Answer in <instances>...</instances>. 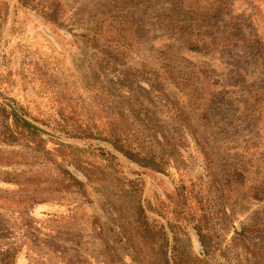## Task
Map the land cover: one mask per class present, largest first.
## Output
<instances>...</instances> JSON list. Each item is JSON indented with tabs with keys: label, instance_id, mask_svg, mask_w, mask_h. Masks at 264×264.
<instances>
[{
	"label": "rangeland",
	"instance_id": "rangeland-1",
	"mask_svg": "<svg viewBox=\"0 0 264 264\" xmlns=\"http://www.w3.org/2000/svg\"><path fill=\"white\" fill-rule=\"evenodd\" d=\"M60 1L67 11L62 29L16 0H0V105H13L26 119L70 141L39 133L50 141L46 149L54 162L24 142L0 143V259L13 255L16 264H111L107 246L113 253L120 247L116 209L128 210L133 202L126 178L145 183L146 207L170 216L181 175L205 177V162L185 126L190 122L216 160L222 180L235 169L248 177L245 186L227 189L224 200L207 189L209 178L204 179L217 215V264H253L238 233L264 229V201L252 200L250 193L264 181V0H233L225 16L213 22L194 15L183 0L129 8L114 0ZM117 16L138 22L140 34L119 42L101 38V46L120 59L113 65L89 40L97 33L103 36L102 31L113 32ZM191 45L201 51H192ZM156 80L167 96L152 89ZM63 94L85 100L98 96L107 108L110 97L119 104L130 102L119 105L118 112L143 139L163 142L159 149L177 163L176 169H170V176L145 174L104 142L68 139L53 131L61 119ZM183 117L185 124L179 120ZM3 125L0 117V130ZM56 142L81 151L59 149ZM99 147L116 159L100 157ZM60 166L84 182L88 177L87 200L77 189L60 190L65 185ZM188 232L191 252L198 255V236ZM247 243L261 247L264 232Z\"/></svg>",
	"mask_w": 264,
	"mask_h": 264
},
{
	"label": "trees",
	"instance_id": "trees-1",
	"mask_svg": "<svg viewBox=\"0 0 264 264\" xmlns=\"http://www.w3.org/2000/svg\"><path fill=\"white\" fill-rule=\"evenodd\" d=\"M16 1L22 7L41 14L47 23L59 29L65 26L67 11L60 0ZM152 1L155 0H114L117 5L123 8L140 6ZM183 2L194 15L205 22H213L225 16L233 0H183ZM114 23L116 28L113 32L102 31L103 36L97 33L89 40V44L98 55L113 65L119 63L120 59L110 48L101 46V38L119 42L123 38L129 40L140 34V24L129 16H117L114 18ZM182 32L193 34V30L190 29H184ZM190 49L201 51L198 45H191ZM152 87L154 91L167 96L159 81L156 80ZM110 99L111 104L107 108L98 96L93 100L91 98L85 100L81 97H69L68 94L61 95L62 109L59 113L61 119L55 121L56 126L53 131L68 139L104 142L128 161L137 165L145 174L170 176V169H176L177 163L168 160L166 155L159 149L163 142L159 141V144H157L155 140L143 139L129 125L127 117L118 112L119 105L124 106L126 104L124 106L126 107L130 102H120L119 104L112 97ZM130 111L133 112L134 117L137 116L136 106L132 105ZM0 117L4 121V125L0 130V143L17 146L22 145L24 142L33 147L36 152L41 153L46 160L54 162L46 149V145L50 143L49 140L41 136L28 124L20 121L16 115L9 112L3 105H0ZM179 120H182L184 124L187 122L184 117L179 118ZM203 120L209 121L208 113L203 115ZM43 125L51 127L49 123H43ZM185 126H187V130L192 135L205 162V177L192 179L181 175V178L176 182V193L171 197L174 199L176 206L169 213L170 216L161 213L160 209H153L152 205L146 207L144 205L145 183L141 180L126 178L128 193L133 202L132 207H129L128 210L124 208L116 209L114 222H116L115 230L120 247L113 253L107 246L106 251L109 256L107 258L111 264H124L126 259L129 260L130 264H217L221 253V243L216 228L217 215L213 212L207 200L204 179L209 178L207 189L215 193L216 197L218 196L221 200H224L229 198L227 189L234 187V185L245 186L248 184V177L246 172L235 169L222 180L215 169L216 160L198 138L193 125L188 122ZM56 145L59 149L81 151L61 142H56ZM96 151L106 161L116 159L112 153L101 147L97 148ZM59 170L65 179V185L60 186V190L77 189L87 200L89 198L88 177L85 176L86 181L84 182L61 166ZM250 193L252 200L263 202L264 181L253 185ZM148 209L163 218L166 224L164 225L151 218L147 212ZM189 229H192L199 238L201 251L198 255L191 252ZM262 232H264L263 228H244L241 234L238 233L241 237L242 246L248 251L253 264H264V245L254 248L249 246L247 241ZM117 256H120L121 259ZM0 264H16L15 257L13 255L4 256L0 259Z\"/></svg>",
	"mask_w": 264,
	"mask_h": 264
},
{
	"label": "water",
	"instance_id": "water-1",
	"mask_svg": "<svg viewBox=\"0 0 264 264\" xmlns=\"http://www.w3.org/2000/svg\"><path fill=\"white\" fill-rule=\"evenodd\" d=\"M5 106L6 108L11 111L14 115L17 116V118L22 121L23 123L25 124H28L30 127H32L33 129H35L38 133L44 135V136H47V137H50L52 139H55V140H58V141H61V142H64V143H70L69 140L67 139H64L48 130H45L44 128H42L41 126L35 124L34 122L26 119L25 117H23L21 114L18 113V111L16 110V108L11 105V104H8V103H5ZM107 148H109L113 153H115L116 155H119V156H122L119 152H117L114 148H112L110 145H107V144H104ZM199 239V238H198ZM199 242V241H198ZM199 247L201 249V244L199 242Z\"/></svg>",
	"mask_w": 264,
	"mask_h": 264
}]
</instances>
